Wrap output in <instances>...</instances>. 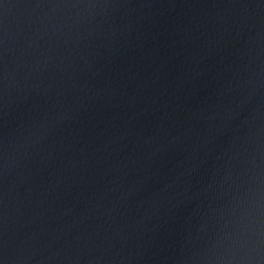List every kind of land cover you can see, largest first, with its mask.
<instances>
[{"label":"water","instance_id":"obj_1","mask_svg":"<svg viewBox=\"0 0 264 264\" xmlns=\"http://www.w3.org/2000/svg\"><path fill=\"white\" fill-rule=\"evenodd\" d=\"M0 264H64L0 157Z\"/></svg>","mask_w":264,"mask_h":264}]
</instances>
